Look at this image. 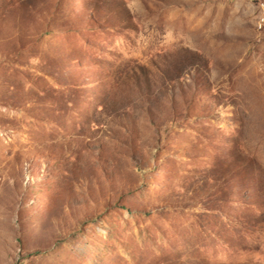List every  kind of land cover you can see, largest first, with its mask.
Segmentation results:
<instances>
[{
	"label": "rangeland",
	"instance_id": "1",
	"mask_svg": "<svg viewBox=\"0 0 264 264\" xmlns=\"http://www.w3.org/2000/svg\"><path fill=\"white\" fill-rule=\"evenodd\" d=\"M264 0H0V264H264Z\"/></svg>",
	"mask_w": 264,
	"mask_h": 264
},
{
	"label": "built area",
	"instance_id": "2",
	"mask_svg": "<svg viewBox=\"0 0 264 264\" xmlns=\"http://www.w3.org/2000/svg\"><path fill=\"white\" fill-rule=\"evenodd\" d=\"M261 18H264V2H261Z\"/></svg>",
	"mask_w": 264,
	"mask_h": 264
},
{
	"label": "bare ground",
	"instance_id": "3",
	"mask_svg": "<svg viewBox=\"0 0 264 264\" xmlns=\"http://www.w3.org/2000/svg\"><path fill=\"white\" fill-rule=\"evenodd\" d=\"M260 10H261V6H260ZM260 25H264V18H261V12H260Z\"/></svg>",
	"mask_w": 264,
	"mask_h": 264
}]
</instances>
